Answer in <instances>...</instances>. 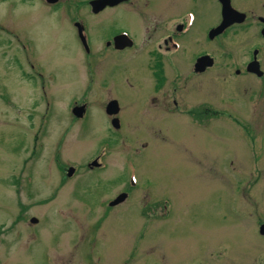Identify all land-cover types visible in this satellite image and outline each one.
Segmentation results:
<instances>
[{
    "label": "rangeland",
    "instance_id": "rangeland-1",
    "mask_svg": "<svg viewBox=\"0 0 264 264\" xmlns=\"http://www.w3.org/2000/svg\"><path fill=\"white\" fill-rule=\"evenodd\" d=\"M234 4L249 15L248 27L194 39L197 52L214 57L203 75L191 74L186 43L169 54L174 64L159 92L146 76L123 82L131 75H117L107 54H85L71 26L52 34L35 22V54L54 74L44 93L17 83L8 30L19 29L5 28L0 0V264H264V76L244 72L264 6ZM215 10L194 35L219 23L217 1ZM37 13L13 5L6 18L20 25ZM100 21L89 27L96 43L109 34ZM119 91L117 131L104 110ZM83 104L76 119L71 109ZM96 158L101 172L82 168L67 178L60 170Z\"/></svg>",
    "mask_w": 264,
    "mask_h": 264
},
{
    "label": "flooded vegetation",
    "instance_id": "flooded-vegetation-1",
    "mask_svg": "<svg viewBox=\"0 0 264 264\" xmlns=\"http://www.w3.org/2000/svg\"><path fill=\"white\" fill-rule=\"evenodd\" d=\"M216 1L218 3L220 23L222 18L220 0H2L3 5H5V28L19 29V33L8 30V36L10 35L16 39L17 43L14 45V53L16 55L10 58L9 64L16 72L17 83H25L28 86L38 84L45 93L46 75L52 78L54 74L49 68H46L44 57L41 56L39 58L35 54L36 49L33 47V41L30 38L34 30L32 25L40 21L44 26V30L46 25L47 29L53 34L55 33L56 25L63 24L67 27L71 26L72 31L74 29L76 38L85 54L95 53L100 58L107 54V61L110 60V57L111 60H115V63L109 66L115 70L117 75H121L123 69L127 68L131 76L123 80V82L126 83V81L132 79L140 82L146 76L148 81L153 84V92H159L163 90L164 85L168 81L167 67L174 64L171 62L173 58L169 54L173 55L183 51L185 43L187 48L191 49L190 70L192 68V75H203L213 68V66H208L204 67L202 71L196 72L194 70L196 61L199 58L205 56L211 59L214 58L210 52H197L196 48L199 47V41L194 39L202 37L203 42H213L212 31L219 23L207 24V28L203 32H199L200 34L198 35H194L193 30L195 23L200 18L209 22L214 21L216 17ZM228 1L231 8L243 15L244 19L240 23L230 25L227 30L244 25L248 27L247 19H249V15L247 12L239 11L234 4V2H240V0ZM245 1L264 6V0ZM13 5L25 6L27 10L36 9L38 11L36 14L38 16L37 20L21 18L20 25L14 24L6 18V15L13 9ZM250 18L252 17L250 16ZM100 20L106 23L109 34L103 36L96 43V38L89 27L93 22L99 26ZM256 27H259L257 31L259 38L258 48L252 50V56L245 63L244 72L248 75L254 74L248 70V66L255 57L262 72L261 77H263L264 16L256 17ZM79 28H81V31H79ZM4 33L6 36L7 33ZM10 40L12 41V39H7L4 42L6 47L12 45ZM94 43H96L95 47L93 46ZM255 51L256 55L254 56ZM30 53H32V56H30ZM129 56L144 67L143 70L137 72L135 68H132L129 64V59H127ZM146 71L149 72L147 73ZM240 72V69H236L234 73L239 76ZM176 79L177 81L180 80L179 73L176 75ZM123 82L121 83L122 87L124 86ZM116 96L119 99L113 100L117 102L121 100V97H124V93L119 91ZM117 105L118 116L121 112V106L119 102H117ZM176 105V102H174V106ZM46 113L49 114L51 112L47 110ZM118 121L119 128L117 131L120 127L123 128L120 116ZM90 162L76 169L74 168L73 175L82 168L90 170L89 172H101L104 170V163H99V159H97L99 166L96 168L90 167ZM56 165L61 166L60 163H56ZM69 167L62 166L60 170L65 174ZM125 193L129 196L127 191Z\"/></svg>",
    "mask_w": 264,
    "mask_h": 264
},
{
    "label": "water",
    "instance_id": "water-1",
    "mask_svg": "<svg viewBox=\"0 0 264 264\" xmlns=\"http://www.w3.org/2000/svg\"><path fill=\"white\" fill-rule=\"evenodd\" d=\"M221 6H222V22L221 24L212 31V35L213 36H217L219 34H221L228 26L234 24V23H240L243 21L244 16L241 14H238L237 12L233 11L229 5V1L228 0H220ZM264 33V32H263ZM212 61L207 58V57H202L201 59L197 60V64L195 65V70L196 71H202L204 69V67L206 66H211ZM198 66H200L198 68ZM257 65L255 64H251L248 67V70L251 72H257ZM257 76H261V73H257ZM85 112V106H81V107H75L72 110L73 115L76 118H81L83 116ZM118 112V107H117V103L115 101H111L107 107H106V113L109 116H113L115 114H117ZM112 126L115 128H118V121L116 119H114L112 121ZM95 162L93 163V166H95ZM72 169H69V173L68 176H71L72 174ZM127 195L126 194H121L119 195L114 201H112L109 206L113 207L116 206L120 203H122L125 199H126ZM31 223H37V220L32 218L31 219ZM260 235H264V225H262L260 227Z\"/></svg>",
    "mask_w": 264,
    "mask_h": 264
}]
</instances>
